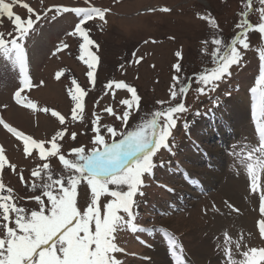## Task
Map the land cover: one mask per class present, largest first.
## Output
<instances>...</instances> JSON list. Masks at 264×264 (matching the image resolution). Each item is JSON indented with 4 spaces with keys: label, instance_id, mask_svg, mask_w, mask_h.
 <instances>
[{
    "label": "rangeland",
    "instance_id": "rangeland-1",
    "mask_svg": "<svg viewBox=\"0 0 264 264\" xmlns=\"http://www.w3.org/2000/svg\"><path fill=\"white\" fill-rule=\"evenodd\" d=\"M5 2L11 3L12 0H5ZM23 3L29 4L35 13L40 15V20L35 23L26 39L18 41L28 53L33 50L34 76L30 79L31 86L21 93L22 105L6 106L1 116L10 127L38 142H44L47 150H51L52 138L64 131V136L58 138L57 143L66 158H75L69 155V150L75 147L83 146L86 152L89 151L93 147L92 141L95 136L93 125L96 117H100L98 123L101 126V134L105 135L106 139H110V136L103 125L112 126L118 131L134 129L142 119L159 109L157 101L169 102L165 106L180 102L179 95L176 100H172L170 96L175 84L173 78L176 76H179L184 83L191 82L190 90L184 97L188 111L180 114L177 124L191 118V115L197 116L198 112L202 113V109L222 103L227 105L228 109L233 108L228 120L233 121L236 132H242L244 139L251 135L249 134L251 125L248 121V103L257 110L259 104L254 103V100L258 101V92L254 94L252 90L254 88L259 90L257 81L261 74H264V61L260 58L261 52H264V37L255 30L248 32L249 49L245 50L238 45L243 53V59L238 65L232 66L231 76L218 82L215 91L198 94L196 89L201 85L196 83L195 77L215 66L213 52L216 46L211 43L212 39L222 38L227 45L240 36L242 30L238 25L245 18L242 14H247L246 18L253 25L260 22L259 0H253L251 12L245 6L247 0H19L13 5V12L26 20L29 13L21 6ZM57 6L97 7L108 10L103 21L99 17H94L83 25L94 41V44L89 46V51L97 58L95 67L91 69L94 82L88 77L90 58L81 51L82 39L79 34L76 36L67 34L72 28L70 25L73 22L71 18L73 14L57 12L55 10ZM48 9L51 11H47ZM32 18L35 21L36 16L33 15ZM212 20L215 21V27ZM15 31L11 21L6 17H0V33H3L6 39L9 38V33L15 34ZM62 41L69 47L61 49L59 43ZM27 43H33L35 47ZM55 47L57 52L49 58ZM224 50V48L221 49V51ZM81 56L84 58L81 59ZM177 64L181 68L179 73L174 67ZM21 79L22 76H19L10 82H0V105L9 101L11 87L16 85L22 87ZM115 83H125L134 87L140 97L139 110H132L126 126L122 125L115 115H110L104 110L111 106L117 115H122L127 106L122 105L120 101L132 99L127 89H117ZM109 84H112L111 88L107 87ZM77 85L85 92V95L81 99L82 118L78 115V119L73 122L71 116L75 102L71 96L76 92ZM178 88L177 84V91ZM31 105L36 107L33 108ZM235 110L241 117L240 121L237 119ZM53 111L64 116L63 125L60 124L58 117L52 115ZM262 122L264 123V118ZM73 132L77 133L75 140L71 139ZM178 132H180L178 133L180 140L174 139L175 132L172 134L173 139L169 138L172 151L161 149L153 158L157 165L153 170L155 175L152 178L145 176V186L141 189L143 196L136 197L135 223L148 231L135 233L130 229L118 231L116 242L124 249V252L116 254L117 258L122 264H147L139 262L133 255L144 252L153 239L162 237V234L153 235L151 232L156 230L153 228L155 217L151 213L157 214L158 208L167 209L164 215L169 217L157 219L156 223H161L160 227H170L176 231L178 235L167 233L175 240H178L179 236L182 237L191 254L198 253V250L203 248L202 244L208 241V232L214 224L222 226L225 222L231 226L237 223L239 230L245 231L248 235L255 234L256 237L252 241L264 248V240L259 236L261 233L257 225L264 219V213L260 215L259 203L255 198L250 197V201L244 202L245 182L243 185L239 182L243 180L234 179L238 182L232 181L230 186L223 185V181H231L232 178L225 177L224 173L208 174L205 164L198 156H195L203 149H209L211 156L212 154L218 156L220 149L214 146V138H209L208 142H205L200 134L195 136L192 133L193 138L189 139L191 133L188 134L186 129L181 133L182 129L179 128ZM119 138V136L116 137L117 140ZM193 140L197 144H194ZM24 148L22 137L18 138L0 127V150L5 156V166L0 169V182L4 183L6 189H12L17 206L29 212L38 211L39 205L33 197L40 195L41 191L37 189L33 192L31 185L41 184L46 180L43 173L41 177H33L32 171L48 162L54 178H59L61 175L66 177L68 173L63 169L58 157H49L47 161H44L40 159L38 149L33 148L29 155ZM213 159L216 160V158ZM167 163L169 165H166ZM9 165H15V170ZM225 166L227 170L226 163ZM180 167H184L205 183L209 181L208 187L213 185L209 201L215 202L217 209L212 208L210 203L205 204L204 209L198 208V204L191 201L192 210L170 211V203L174 204L181 196H185V200L189 198L183 184L179 181V176L176 175L175 169ZM165 168L167 170H164ZM260 177H262L261 184L264 185V176L261 174ZM65 183H67L66 180ZM168 185L174 188L173 195H167L169 192L165 186ZM237 185L243 187L238 192L235 190ZM109 187L114 186L109 185ZM3 194L7 195V192ZM43 199L47 215V208L50 205L47 197ZM111 199L107 195L99 199L102 218L106 210L105 205ZM90 200V189L86 182H81L77 188L76 197V205L81 212L86 209ZM227 203L237 206L238 212L234 214L226 209ZM183 210L187 212L183 213ZM241 211L244 213L243 216L239 215ZM210 214L212 215L209 216ZM11 215L14 218V214ZM9 226L14 227V224ZM92 229L94 230V225ZM2 234L3 229H0V235ZM209 244L211 252L203 258L205 264L210 261V264L216 263V260L218 262L214 256L213 246ZM156 246H160L158 241L155 242ZM159 249L164 256L163 248ZM165 260L170 264L167 258ZM195 261L197 262L196 259Z\"/></svg>",
    "mask_w": 264,
    "mask_h": 264
},
{
    "label": "snow or ice",
    "instance_id": "snow-or-ice-1",
    "mask_svg": "<svg viewBox=\"0 0 264 264\" xmlns=\"http://www.w3.org/2000/svg\"><path fill=\"white\" fill-rule=\"evenodd\" d=\"M18 2L19 0H12L11 3L0 0V17H6L11 21L16 30L15 34H8V39L3 33H0V53L10 60L14 59V62L19 66L22 88L15 92V98L19 103L21 92L24 88L31 86V80L26 72L25 49L18 41L26 39L35 23L40 20V15L35 13L29 4L23 3L21 6L29 13L25 20L13 12V5ZM252 3L253 0H247L245 5L249 12L253 11ZM259 4L260 22L257 25L248 21L247 14H242L245 18L238 25L242 30L240 36L227 45L224 44L222 38L212 39L211 43L216 46L213 52L215 66L195 77L196 83L201 85L196 89L198 94L215 91L218 82L231 76L232 66L238 65L243 59V53L238 45L245 50L250 47L247 42L250 30L258 31L264 37V0H259ZM55 10L57 12H75L81 17V22L69 35L79 34L82 39L81 51L90 58L88 77L94 82V74L91 69L95 67L97 58L89 51V46L93 45L94 41L83 25L94 17H99L103 21L108 10L97 7L68 8L61 6H57ZM47 11H51V9ZM163 11H168V9H163ZM33 15L36 16L35 21L32 18ZM212 24L214 27L216 26L214 20H212ZM68 47L67 44L60 46L61 49ZM222 48L225 50L221 51ZM83 58L81 56V59ZM260 58L264 61V52H261ZM174 67L177 73L181 71L179 64ZM173 79L175 84L170 96L172 100H176L179 95L180 102L165 106L169 102L157 101L159 109L154 110L149 117L142 119L132 130L118 131L112 126L103 125L110 139H106L105 135L101 134V126L98 123L100 117H96L93 125L95 132L92 141L93 147L87 152L83 146L70 149L69 155L75 157L74 159L66 158L57 143V139L64 136V131L57 133L52 138L51 150H47L44 142H38L8 124H4L9 132L18 138H23L24 150L27 154L31 155L33 148H36L41 160L47 161L49 157H58L68 175L54 178L48 162L43 163L42 167L38 166L34 169L32 176L41 177V173H43L46 182L31 185L33 192L40 189L41 194L33 197L39 205V210L30 212L17 206L12 189H6L4 183L0 182V229H3V234L0 235V264H122L116 254L123 253L124 249L116 242V234L125 229H130L134 233L148 231L138 227L135 223L137 219L134 212V207H137L136 197L143 196L141 189L145 186V176L147 175L149 178L154 176L153 170L157 165L153 158L158 151L161 149L172 151L169 144L172 130L176 128L180 114L188 111L184 97L190 90L191 82L184 83L179 76ZM177 84L179 85L178 91L176 90ZM258 85L260 86L259 90L254 88L252 91L254 94L258 92V104L261 115L264 117V74H261ZM107 87L111 88L112 84ZM115 88L127 89L131 93L132 99L120 101L122 105L127 106L122 115H117L111 106L104 110L110 115H115L116 119L126 126L132 110H139L140 97L134 87L125 83H115ZM84 95L85 92L77 85L76 92L71 96L75 102L71 116L73 122L78 119V115L82 118L81 99ZM31 107L35 108L36 106L31 105ZM52 115L58 117L60 124L65 123L64 116L55 111L52 112ZM0 123L3 121L0 120ZM185 127H187L186 124ZM258 132L262 142L261 147L253 151L264 153V126H258ZM76 135L75 132L71 133V139L75 140ZM117 136L120 137L118 140ZM249 158H251V153H249ZM256 165L264 171V160H257ZM4 166L5 156L0 150V169H3ZM9 167L15 170V165H9ZM248 170L253 182V191H255L257 176L252 164L248 165ZM21 180L23 181V176H21ZM81 182H86L91 195L90 203L83 212L76 205L77 188ZM109 185L114 187L109 188ZM5 191L7 195L3 194ZM104 195L112 199L105 205L106 210L102 218L99 199ZM43 197H47L50 205L47 208V215ZM261 200L264 202V194L261 195ZM260 211L264 213V203H262ZM11 214H14V218ZM10 224H14V227L9 226ZM92 225H94V230ZM259 232L264 236V219L259 221ZM169 246L174 254L179 247L173 238H169ZM227 255L231 259V253L227 252ZM241 255L244 258L243 264H261L264 261V248L252 247ZM177 264H184L179 256Z\"/></svg>",
    "mask_w": 264,
    "mask_h": 264
},
{
    "label": "bare ground",
    "instance_id": "bare-ground-1",
    "mask_svg": "<svg viewBox=\"0 0 264 264\" xmlns=\"http://www.w3.org/2000/svg\"><path fill=\"white\" fill-rule=\"evenodd\" d=\"M234 112L237 113V119L240 121L241 117H239V114H238L237 110H235ZM243 116H245V115H243ZM202 247L203 248L198 250V253L192 252L194 261H195V259L197 260V262L195 261L196 264H205L204 261H203V258L208 256V252H211V246H210L208 241H205L202 244ZM147 256L150 257L151 258L150 261H152V263H147V264H168V262H166V260H165L166 259L165 254H164V256H162L161 255V251H160V249L158 247H156L153 251L148 252ZM212 264H218L217 260H216V263H212Z\"/></svg>",
    "mask_w": 264,
    "mask_h": 264
}]
</instances>
